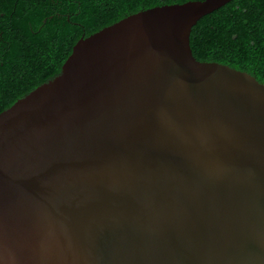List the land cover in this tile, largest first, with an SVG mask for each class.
<instances>
[{
    "label": "water",
    "instance_id": "water-1",
    "mask_svg": "<svg viewBox=\"0 0 264 264\" xmlns=\"http://www.w3.org/2000/svg\"><path fill=\"white\" fill-rule=\"evenodd\" d=\"M230 1L81 37L0 113V264H264V83L190 48Z\"/></svg>",
    "mask_w": 264,
    "mask_h": 264
},
{
    "label": "trees",
    "instance_id": "trees-1",
    "mask_svg": "<svg viewBox=\"0 0 264 264\" xmlns=\"http://www.w3.org/2000/svg\"><path fill=\"white\" fill-rule=\"evenodd\" d=\"M202 0H0V113L56 77L81 37L139 11ZM200 62L264 83V0H232L191 29Z\"/></svg>",
    "mask_w": 264,
    "mask_h": 264
}]
</instances>
